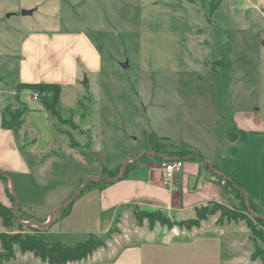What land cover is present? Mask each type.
Segmentation results:
<instances>
[{
    "label": "rangeland",
    "instance_id": "1",
    "mask_svg": "<svg viewBox=\"0 0 264 264\" xmlns=\"http://www.w3.org/2000/svg\"><path fill=\"white\" fill-rule=\"evenodd\" d=\"M259 1L221 0L210 13V0H0L4 118L8 121L20 111L17 98L10 94L18 84L47 81L61 87L59 117L40 113L36 131L26 124L27 136L34 137L40 135L37 131L46 132L45 122H50L56 144L47 145L44 134L41 140L37 136L35 153L34 141L24 138L20 145L32 173L4 175V180L9 179L16 198H21L20 186L31 198L35 196L38 214L41 202L50 215L53 207L64 206L55 212L47 231V226L37 227L32 217L19 213L18 204H12L14 218L5 227L6 234L37 232L46 243L68 247L93 235L115 252L144 239L165 236L189 242L203 231H215L221 236L227 264H261L259 258L250 257L264 244L244 222H218V214L203 221V227L189 230L158 222L149 228L146 218L138 225L140 209L134 206L119 209L109 229L100 234L94 231L99 227L103 231L109 212H102L100 222L93 220L99 216L93 191L115 177L116 164L132 152L125 171L146 161L149 152L165 157L179 154L180 141L206 157L218 151L222 161L226 133L234 131V125L247 133L255 131L261 142L257 149L264 147V7H254ZM23 11L29 14L22 16ZM85 38L98 60L90 59ZM24 41L33 48L25 50ZM24 61L33 75L20 72ZM122 63L128 67L121 68ZM225 160L224 168L236 176L241 163L249 168L256 162L238 180L250 187L252 179L255 189L260 186L257 194L264 196V154L252 159L244 152L237 160ZM243 206L250 218H262L264 224V209H250L247 202L227 207L245 212ZM254 224L264 235V225ZM192 252L184 254L197 257Z\"/></svg>",
    "mask_w": 264,
    "mask_h": 264
},
{
    "label": "crops",
    "instance_id": "2",
    "mask_svg": "<svg viewBox=\"0 0 264 264\" xmlns=\"http://www.w3.org/2000/svg\"><path fill=\"white\" fill-rule=\"evenodd\" d=\"M255 8L264 7V0H260ZM11 16V15H9ZM264 21V18H263ZM224 23V21H223ZM44 37V36H43ZM38 40H41L40 38ZM38 40L36 43H38ZM85 44L88 47V52L90 54V59L98 60V53L90 44L89 40L86 38ZM47 42V40H46ZM27 47L33 46L30 42L24 41ZM43 44L42 41L38 45ZM24 46V47H25ZM47 47V46H46ZM46 47L44 48L46 50ZM32 48L30 50H32ZM43 51L45 52V50ZM29 50V51H30ZM26 58V52H24ZM25 61H27L25 59ZM21 62L20 72L27 70L26 73L33 75L31 70H28L26 62ZM94 72L98 71L96 69ZM36 75V74H35ZM34 75V76H35ZM74 81L71 82V84ZM38 83V82H35ZM25 83V84H35ZM44 83L49 84L47 81ZM13 98H17L16 104L20 107V110L25 108L22 115V127L18 131L9 130L2 127V120L4 117V106L0 101V174L1 175H11V176H23L25 174H31L32 168L31 164L28 162V155L22 151L20 142L25 139H30L34 141L33 149L36 147L35 153H38V137L41 140V135L44 137L46 144H56L54 135L51 130V123L47 126V131L39 133L38 131L34 137L27 136V125H30L34 131L39 130V120L40 113L46 114L47 112L42 108L38 100H34L27 90H21L17 93L14 89L11 93ZM46 116V115H45ZM27 118V123H26ZM44 118V117H43ZM38 122V124H37ZM27 124V125H26ZM229 134L244 135L245 142L238 143L239 140L230 141L228 139ZM158 137V136H157ZM159 138L168 139L167 137L159 136ZM257 133L255 131L245 132L234 125V131L226 133V144L222 147V161L218 160L219 153L214 151L210 155L203 156L198 152L191 150L183 141H180V145L183 149L176 150L180 152L172 156L165 157L164 155L154 156L153 152H147L149 157L146 161L137 162L135 166L130 167V169L124 170L125 162L133 157V152L128 156H124L120 163L116 164L114 168L117 169V175L112 178L106 179V183L100 188L93 191V204L96 208L97 215L96 219H93L96 223L100 222V215L102 212L108 213V221L106 227H99V231H94L95 233H102L107 231L111 226L112 221L117 216L119 209L123 207L134 206L138 207L140 210L145 211H160L171 218H179L181 216L194 217V210L197 207L203 206L210 201L217 202L224 206H238L240 201L236 199L232 188L237 189L243 196L244 201L252 204L255 208L264 209V196L258 195L255 189V181L250 180V187L242 185L238 180V176L245 178L244 172L252 170L251 168L256 165V162H251L250 167L247 168L243 163H241L240 170L237 176L233 170L229 168H224L223 161H226V157H230L231 160H237L243 153H248L252 159L260 157L264 154V147L257 149L259 142ZM261 141V140H260ZM171 145V144H170ZM57 149L56 147H53ZM217 148V146H216ZM172 149V148H171ZM232 149L233 154H227L228 151ZM69 153L72 150H68ZM76 151V150H75ZM175 151V150H174ZM186 152V155L181 156ZM257 154V156H256ZM180 159L182 161V170L179 173L173 174L170 178L166 176L164 170L160 167V164L164 160ZM219 162V163H218ZM120 164V165H119ZM246 169V170H245ZM245 170V171H244ZM122 172H126V176L122 178ZM120 175V176H119ZM6 176H4L6 178ZM119 176V177H118ZM244 176V177H243ZM225 181V185L221 184V181ZM231 184L230 186H227ZM243 183V182H242ZM244 184V183H243ZM11 183L9 179L4 180L0 178V204L11 208L12 204L15 206V201L11 202L8 198V193L14 197L16 200L20 212L25 213L30 218L34 219L37 224H46L49 221L50 214L44 213L48 211L47 207H43L45 202L39 203L42 209V213L38 214V210L34 205L36 203V198L30 197L22 186L19 187V194L21 198H16L14 189L13 194L11 193ZM34 185V184H33ZM13 188V186H12ZM257 188V187H256ZM37 194V193H36ZM35 198V199H34ZM91 199V198H89ZM54 211V207L52 212ZM214 217V216H213ZM204 222H201V226ZM49 226V225H48ZM47 226V227H48ZM98 226V225H97ZM203 227V226H202ZM50 227L47 228V231ZM98 228V227H97ZM201 229V227H200ZM44 232L48 233V232ZM0 233H7V229L4 228L0 221ZM62 233H73V231H64ZM92 233V234H95ZM193 237L191 241L187 242L185 240H177L171 238L170 240L165 236L155 237L152 239H144L138 243L132 245H125L115 252L109 250L108 244L106 247L97 249L92 253L90 257L79 263H68V264H227L222 255V244L221 236L215 231L205 232L203 231L200 236ZM192 250L197 257L188 258L184 252ZM1 252V246H0ZM200 255V256H199ZM0 264H47L41 262L38 258H35L31 253L21 254L18 248H14V258L8 261H2Z\"/></svg>",
    "mask_w": 264,
    "mask_h": 264
},
{
    "label": "trees",
    "instance_id": "3",
    "mask_svg": "<svg viewBox=\"0 0 264 264\" xmlns=\"http://www.w3.org/2000/svg\"><path fill=\"white\" fill-rule=\"evenodd\" d=\"M191 1V0H188ZM221 0H210L209 2V11L210 13L216 11L219 7ZM21 90H29L36 92L38 94V102L42 108L50 113L52 116L58 118L59 114L56 109V104L60 95L61 87L56 84H46V83H35V84H18L16 87L17 93ZM25 108L20 111L11 114L9 120L7 121L4 117L2 120V127L9 130L18 131L19 127L22 125V117ZM244 135H235L229 134L228 139L230 141L239 140L242 143L245 142L243 137ZM184 152L181 156L186 155ZM126 176V172L122 173V178ZM0 178H4L0 174ZM227 186L229 184L226 182ZM231 187V185H230ZM12 188V186H11ZM232 188V187H231ZM236 199L240 203H244V198L240 192L232 188ZM8 198L11 202H14V197L8 193ZM72 203V202H71ZM253 205L248 203V208H252ZM244 211L246 207L243 206ZM195 217L192 219H187L183 221H175L169 219L165 214L160 211H145L138 210L136 213L138 217V225L142 224V219L146 218L148 220V227L152 228L154 223H159L160 225H165L167 227L177 226L179 228L192 229L198 227L201 222L207 220L210 217L218 214V222L222 221H241L244 222L247 228L250 230L252 236L264 244V235L257 228V225L254 222L258 223L260 226H263L262 218H255L254 220L249 217L245 212L239 211L235 208H228L222 204H219L214 201H210L203 206L195 208ZM14 218V215L10 209L0 204V221L2 226L9 227L11 225V220ZM172 220V221H171ZM112 232L109 230L108 235ZM0 262L8 261L14 258V247L18 248V251L21 254L31 253L35 258H38L41 262L47 264H68V263H77L86 260L92 255L96 249L105 247L104 240L101 238H96L93 235H90L89 238L81 243H78L72 247L62 245L61 243H46L42 236L34 232L32 234H21L16 233L9 235L6 233H0ZM260 259L261 264H264V249L256 250L250 257V260L255 261Z\"/></svg>",
    "mask_w": 264,
    "mask_h": 264
},
{
    "label": "built area",
    "instance_id": "4",
    "mask_svg": "<svg viewBox=\"0 0 264 264\" xmlns=\"http://www.w3.org/2000/svg\"><path fill=\"white\" fill-rule=\"evenodd\" d=\"M31 92L32 98L38 100V94ZM160 167L164 170L167 177H171L175 173H179L182 170V161L180 159L164 160L161 162ZM222 185H225V181H221Z\"/></svg>",
    "mask_w": 264,
    "mask_h": 264
},
{
    "label": "water",
    "instance_id": "5",
    "mask_svg": "<svg viewBox=\"0 0 264 264\" xmlns=\"http://www.w3.org/2000/svg\"><path fill=\"white\" fill-rule=\"evenodd\" d=\"M28 14H29V13L26 12V11H23V12H22V16H26V15H28ZM127 67H128V64H127V63H122V64H121V68L125 69V68H127ZM82 84H83L84 86H86V85L88 84V80H87L86 78H84ZM119 176H120V175H119ZM119 176H118V177H119ZM69 202H70V201H69ZM16 205H17V202H16V200H15V206H16ZM63 206H64V205L59 206L58 208H56V209L52 212V214H51V216H50V218H49V221H48L46 224H36L37 227H39V228H45L46 226H48L49 223H51V221H52V219H53V216H54L55 212L59 211Z\"/></svg>",
    "mask_w": 264,
    "mask_h": 264
}]
</instances>
